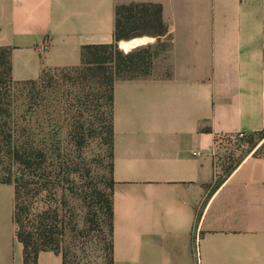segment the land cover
I'll list each match as a JSON object with an SVG mask.
<instances>
[{
	"label": "crops",
	"instance_id": "crops-1",
	"mask_svg": "<svg viewBox=\"0 0 264 264\" xmlns=\"http://www.w3.org/2000/svg\"><path fill=\"white\" fill-rule=\"evenodd\" d=\"M133 4L160 5L167 31L120 49L164 45L166 64L114 87L115 264H197V240L200 264H264V157L236 162L224 142L264 132V0H0L13 80L80 66ZM14 209L0 184V264H25ZM38 264L63 259L45 251Z\"/></svg>",
	"mask_w": 264,
	"mask_h": 264
},
{
	"label": "trees",
	"instance_id": "trees-1",
	"mask_svg": "<svg viewBox=\"0 0 264 264\" xmlns=\"http://www.w3.org/2000/svg\"><path fill=\"white\" fill-rule=\"evenodd\" d=\"M116 14L113 44L84 47L80 66L45 70L36 81L15 82L11 50L0 48V184L14 187L13 220L25 264H38L45 251L60 255L63 264H84L99 246L103 264H115L114 87L148 76L131 74L153 58L151 47L126 54L118 43L147 33L136 32L141 24L151 33L167 31L160 5L120 6ZM60 78L63 84L55 82ZM60 84L71 89L66 96ZM96 134L108 163L106 190L93 184V163L84 154ZM249 138L255 156L264 151V143L258 147L264 132ZM45 193L47 203L40 200Z\"/></svg>",
	"mask_w": 264,
	"mask_h": 264
},
{
	"label": "rangeland",
	"instance_id": "rangeland-1",
	"mask_svg": "<svg viewBox=\"0 0 264 264\" xmlns=\"http://www.w3.org/2000/svg\"><path fill=\"white\" fill-rule=\"evenodd\" d=\"M128 14H129V12H126L124 14V16L126 17ZM147 28L148 27L145 24H141L140 27H138V29H136L137 30L136 32L139 33V32H145V31L150 30ZM131 32L134 33L135 31L133 30ZM164 48H165V46L161 45L160 47H157L155 50H153L152 51L153 58L151 60L150 65L143 66L139 71H137L136 73L131 74V75H141V76L144 75L145 76L146 74H149V73H150L149 75H154V73H156V75H160L163 72V67L165 66L166 63L164 62V56H161V58H159L157 55H158V52L159 51L162 52L164 50ZM118 49L121 52H123L120 49L119 45H118ZM154 55L156 57H154ZM159 67H161V69ZM58 75H59V77H62V74L60 73V71L57 73V76ZM55 82H57V83L60 82L61 84H63L62 78H60V80L55 79ZM61 84H60V86H62ZM62 88H64V91H63L64 93L60 94L61 96L62 95L66 96L67 93L71 91V89H68V85L62 86ZM100 129H101L100 126H98L97 127L98 134H99ZM98 134L95 135L94 139L89 140V142H90L89 144H87L88 142L86 143L85 149H84V154L86 156H88L89 159L91 160V162L93 163L92 164V176H93L92 182H93V184L96 185L98 188H100V190H106V184L109 181L108 163H107V161H105V159H103L101 157V148H102V142L103 141L100 139ZM251 140H252L251 138H246V139H242V140L241 139H233L232 140L231 138L224 139V142L226 141V143L232 145V149H230L228 152L229 158H234L235 161L238 162L239 159H241L242 157L250 155L253 152L251 150L252 149ZM263 143H264V141H263ZM255 152H254V155H255ZM256 156H260V157L264 156V151L259 153ZM40 200H42L44 203H47V201L49 200V196L45 193L42 197H40ZM67 212H68V209H67ZM96 236H97V237H95L96 240L101 242L103 239V235L98 232V233H96ZM87 255H88V253H87ZM103 259H104V251L99 246L98 250L92 252L91 258L88 259V261L84 260L83 263L84 264H103Z\"/></svg>",
	"mask_w": 264,
	"mask_h": 264
},
{
	"label": "built area",
	"instance_id": "built-area-1",
	"mask_svg": "<svg viewBox=\"0 0 264 264\" xmlns=\"http://www.w3.org/2000/svg\"><path fill=\"white\" fill-rule=\"evenodd\" d=\"M50 42L48 41L45 45H44V50H48L49 47H50ZM247 136L245 134H239L238 135V139H245ZM196 245H195V257H196V260H197V264H200L201 263V255H200V250H199V242L198 240L196 241Z\"/></svg>",
	"mask_w": 264,
	"mask_h": 264
}]
</instances>
